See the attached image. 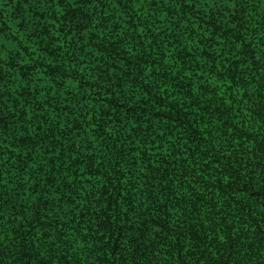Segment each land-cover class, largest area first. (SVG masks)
I'll return each instance as SVG.
<instances>
[{
    "label": "trees",
    "instance_id": "1",
    "mask_svg": "<svg viewBox=\"0 0 264 264\" xmlns=\"http://www.w3.org/2000/svg\"><path fill=\"white\" fill-rule=\"evenodd\" d=\"M0 264H264V0H0Z\"/></svg>",
    "mask_w": 264,
    "mask_h": 264
}]
</instances>
